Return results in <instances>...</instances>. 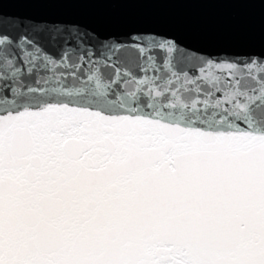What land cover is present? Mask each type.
<instances>
[{"label": "snow or ice", "instance_id": "snow-or-ice-1", "mask_svg": "<svg viewBox=\"0 0 264 264\" xmlns=\"http://www.w3.org/2000/svg\"><path fill=\"white\" fill-rule=\"evenodd\" d=\"M91 39L0 25V264H264V61L209 60L224 80L201 67L181 83L187 58L149 41L108 82L107 63L59 72ZM154 48L167 77L146 75Z\"/></svg>", "mask_w": 264, "mask_h": 264}, {"label": "water", "instance_id": "water-1", "mask_svg": "<svg viewBox=\"0 0 264 264\" xmlns=\"http://www.w3.org/2000/svg\"><path fill=\"white\" fill-rule=\"evenodd\" d=\"M5 18L91 33V41L73 46L69 52L64 61L69 69H59L67 75L76 65L81 80L86 79L90 69L106 63L113 66L104 68L105 82L115 79L116 67L124 70L117 55L135 45L147 47L149 41H171L177 45V55L187 58L183 63L173 59L181 83L184 72L189 78L196 77L201 67L205 74L216 73V69L207 67L209 60L237 64L264 61V0H0V25ZM116 46L119 52L109 60V49ZM47 54L59 59L63 50L52 49ZM152 55L160 72L153 73L149 68L146 75L167 77L163 69L166 55L158 48L152 50ZM138 64L147 66L146 59L141 58ZM132 71L137 78L145 75L139 67ZM216 74L221 80L227 75ZM33 79L24 72L23 83H32ZM112 87L121 93L127 90L123 80Z\"/></svg>", "mask_w": 264, "mask_h": 264}]
</instances>
